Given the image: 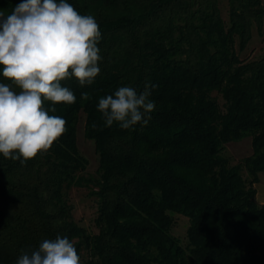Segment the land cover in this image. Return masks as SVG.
Returning <instances> with one entry per match:
<instances>
[{
    "label": "trees",
    "instance_id": "trees-1",
    "mask_svg": "<svg viewBox=\"0 0 264 264\" xmlns=\"http://www.w3.org/2000/svg\"><path fill=\"white\" fill-rule=\"evenodd\" d=\"M20 2L0 0V11ZM67 2L99 24L101 71L91 85L61 82L75 103L45 101L66 121L49 150L23 164L0 154V264H16L22 250L56 235L70 239L80 264H264V205L255 201L264 173V45L257 58L241 56L254 29L264 41L263 1ZM0 83H11L2 68ZM145 85L157 86L147 125L105 126L99 99ZM81 116L98 157L92 175L76 143ZM246 138L251 154L232 163L225 146ZM75 187L96 199L97 232L72 217ZM176 217L187 220L184 241L172 233Z\"/></svg>",
    "mask_w": 264,
    "mask_h": 264
},
{
    "label": "clouds",
    "instance_id": "clouds-1",
    "mask_svg": "<svg viewBox=\"0 0 264 264\" xmlns=\"http://www.w3.org/2000/svg\"><path fill=\"white\" fill-rule=\"evenodd\" d=\"M99 24L81 14L67 0H21L10 14L0 11V68L10 84L0 83V154L25 161L47 151L66 131V121L45 101L73 104L76 96L61 82L75 77L91 85L101 69ZM122 86L99 99L98 111L105 126L129 129L147 125L155 109L151 89ZM19 89L16 91L15 89ZM88 94L82 93L87 100ZM95 127V124L93 125ZM22 158V159H21ZM77 249L68 237L44 239L32 251H21L16 264H80Z\"/></svg>",
    "mask_w": 264,
    "mask_h": 264
},
{
    "label": "rangeland",
    "instance_id": "rangeland-1",
    "mask_svg": "<svg viewBox=\"0 0 264 264\" xmlns=\"http://www.w3.org/2000/svg\"><path fill=\"white\" fill-rule=\"evenodd\" d=\"M221 1L223 4L225 3V0ZM262 1L264 4V0ZM222 8L223 17L226 18L224 5ZM263 45V38H261L254 29L253 37L247 49L241 56L249 59L257 58L262 53ZM76 143L79 152L88 161L86 174H94L98 166V157L95 152L94 143L91 140L86 139L84 136V117L82 116L76 126ZM251 152L250 139L246 138L238 142L228 143L225 146L224 155L228 157L232 163H236L249 156ZM257 186L259 190L264 191V173L259 174V182L257 183ZM68 200L72 207V217L74 221L91 232H97V229L93 224L94 218L97 215V202L96 199L89 193V190L84 187L72 188L68 192ZM186 228L187 220L182 217H176V223L172 228V233L184 241Z\"/></svg>",
    "mask_w": 264,
    "mask_h": 264
},
{
    "label": "crops",
    "instance_id": "crops-1",
    "mask_svg": "<svg viewBox=\"0 0 264 264\" xmlns=\"http://www.w3.org/2000/svg\"><path fill=\"white\" fill-rule=\"evenodd\" d=\"M255 188H256V195H255V198L257 199V201H256V199H255V201H256L259 205H264V191L259 190L257 184H256Z\"/></svg>",
    "mask_w": 264,
    "mask_h": 264
}]
</instances>
